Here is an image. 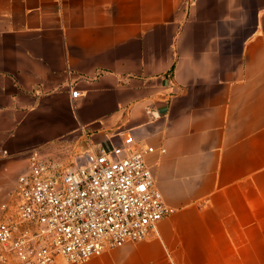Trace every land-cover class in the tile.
Segmentation results:
<instances>
[{"label":"crops","instance_id":"0c3cea01","mask_svg":"<svg viewBox=\"0 0 264 264\" xmlns=\"http://www.w3.org/2000/svg\"><path fill=\"white\" fill-rule=\"evenodd\" d=\"M127 135L169 212L78 264H264V0H0V205Z\"/></svg>","mask_w":264,"mask_h":264},{"label":"built area","instance_id":"2783aa9c","mask_svg":"<svg viewBox=\"0 0 264 264\" xmlns=\"http://www.w3.org/2000/svg\"><path fill=\"white\" fill-rule=\"evenodd\" d=\"M152 151L131 135L69 165L32 150L12 203L0 205V264H78L147 238L169 212L145 161Z\"/></svg>","mask_w":264,"mask_h":264},{"label":"rangeland","instance_id":"374dc122","mask_svg":"<svg viewBox=\"0 0 264 264\" xmlns=\"http://www.w3.org/2000/svg\"><path fill=\"white\" fill-rule=\"evenodd\" d=\"M75 155H78V153L77 154H74L73 156H75ZM63 162H64L65 165H69V164H72L73 163V159H72V157H70L67 160H64Z\"/></svg>","mask_w":264,"mask_h":264}]
</instances>
